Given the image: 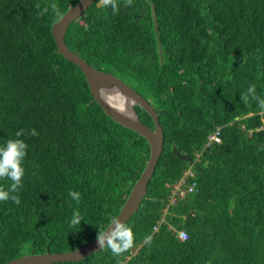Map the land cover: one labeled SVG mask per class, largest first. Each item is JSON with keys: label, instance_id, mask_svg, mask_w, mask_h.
<instances>
[{"label": "trees", "instance_id": "16d2710c", "mask_svg": "<svg viewBox=\"0 0 264 264\" xmlns=\"http://www.w3.org/2000/svg\"><path fill=\"white\" fill-rule=\"evenodd\" d=\"M77 1L0 0V146L19 129L39 133L19 137L28 145L21 202L0 201V264L91 242L149 158L147 140L108 116L81 69L58 52L51 27L59 18L35 7L55 2L62 15ZM97 3L69 24L65 43L148 100L163 150L125 222L134 246L51 264H264V111L241 99L250 84L264 98V0H118L115 15ZM134 110L154 126L142 107ZM217 129L220 141L209 142ZM188 168L193 190L169 203ZM73 210L84 218L78 229L68 228Z\"/></svg>", "mask_w": 264, "mask_h": 264}, {"label": "water", "instance_id": "95a60500", "mask_svg": "<svg viewBox=\"0 0 264 264\" xmlns=\"http://www.w3.org/2000/svg\"><path fill=\"white\" fill-rule=\"evenodd\" d=\"M94 1L95 0H78L52 24L51 31L58 52L81 69L89 85L92 97L103 111L117 123L138 132L149 144L150 153L146 165L132 186L120 211L115 216L125 223L133 213L137 211L140 202L146 194L147 184L153 175L154 168L163 150L164 139L157 111L148 100L120 78L90 65L66 45L64 36L69 24L79 18ZM152 13L154 16L153 9ZM114 93H119L130 101L131 116L121 111L106 98V96ZM134 105L142 107L151 116L154 123L153 127L147 126L140 120L138 114L134 110ZM172 151L179 159L186 160L189 165L192 164L193 160L190 156L180 154L179 150L174 147ZM111 223L112 221L103 231L107 230ZM98 250H100V248L97 244V239L94 238L88 244L74 250L66 252L45 251L43 253L24 254L10 259L4 264H51L59 261H74L85 258Z\"/></svg>", "mask_w": 264, "mask_h": 264}, {"label": "clouds", "instance_id": "9594fccd", "mask_svg": "<svg viewBox=\"0 0 264 264\" xmlns=\"http://www.w3.org/2000/svg\"><path fill=\"white\" fill-rule=\"evenodd\" d=\"M123 2L126 7L132 6L133 4V0H123ZM35 7L40 9L38 13L39 16L47 14L50 8L52 14L56 18L61 17L60 8L55 2L51 3V5H45L43 8H41L39 4L35 5ZM98 7H111L113 15L117 14L119 11L118 0H98ZM249 98L257 103L261 111H264V98L257 95L255 84H250L246 91L241 93V99L247 101ZM38 135L39 133L35 128H31L27 131L25 129H19L15 133L17 138L8 139L3 146H0V180L7 178L11 181L7 190L0 186V201L11 200L17 205L20 204L21 199L18 192L23 186V177L25 175V168L23 164L27 155L28 145L23 139H19V137ZM261 148H264V146H261ZM68 195L71 199L79 203L81 196L78 191L69 190ZM81 220H84V218L79 210H73L68 228L78 229ZM187 238V233L180 234L182 242L186 241ZM96 239L100 249L107 247L113 256H120L134 246L135 235L130 226H127L118 217H114L107 230L97 232ZM152 240L153 236L148 235L144 237L143 243L150 246Z\"/></svg>", "mask_w": 264, "mask_h": 264}, {"label": "built area", "instance_id": "2783aa9c", "mask_svg": "<svg viewBox=\"0 0 264 264\" xmlns=\"http://www.w3.org/2000/svg\"><path fill=\"white\" fill-rule=\"evenodd\" d=\"M211 141L213 142L220 141L218 129L209 136V142ZM193 176H194L193 171L191 170V168H188L183 172L182 177L177 182L171 185L170 192L168 195L169 203L172 204L176 202L179 198L183 197L184 194L189 193L193 190L195 181L192 180L189 181L190 179H192ZM154 229H156V227H154ZM181 233H186V232L183 230H179L178 231L179 239Z\"/></svg>", "mask_w": 264, "mask_h": 264}, {"label": "bare ground", "instance_id": "6f19581e", "mask_svg": "<svg viewBox=\"0 0 264 264\" xmlns=\"http://www.w3.org/2000/svg\"><path fill=\"white\" fill-rule=\"evenodd\" d=\"M106 98L114 105H116L121 111L131 116L130 101L125 96L119 93H114L106 96Z\"/></svg>", "mask_w": 264, "mask_h": 264}]
</instances>
